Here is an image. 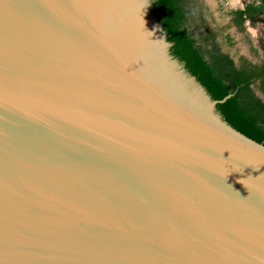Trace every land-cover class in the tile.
Instances as JSON below:
<instances>
[{"label":"water","instance_id":"obj_1","mask_svg":"<svg viewBox=\"0 0 264 264\" xmlns=\"http://www.w3.org/2000/svg\"><path fill=\"white\" fill-rule=\"evenodd\" d=\"M171 45L153 0H0V264H264V144Z\"/></svg>","mask_w":264,"mask_h":264},{"label":"trees","instance_id":"obj_2","mask_svg":"<svg viewBox=\"0 0 264 264\" xmlns=\"http://www.w3.org/2000/svg\"><path fill=\"white\" fill-rule=\"evenodd\" d=\"M153 7L172 43V54L184 63L212 98L218 100L216 107L224 119L264 144V100L251 86L259 81L264 91V62L253 63L242 56V64L237 67L228 55L206 50L190 28L184 0H153ZM263 11L264 1L249 3L243 10L235 11V21L242 25L246 18H255Z\"/></svg>","mask_w":264,"mask_h":264},{"label":"rangeland","instance_id":"obj_3","mask_svg":"<svg viewBox=\"0 0 264 264\" xmlns=\"http://www.w3.org/2000/svg\"><path fill=\"white\" fill-rule=\"evenodd\" d=\"M211 10V16L214 15V20H211L208 11H205L199 0H184L185 8L188 11L190 28L195 36L200 39L206 50L212 52L226 51L233 56L244 55L254 61H264V12L254 19L250 20L251 25L259 30V38L253 40L245 27L246 20L241 26H237L229 22V15L233 11L228 7V0H207ZM264 0H243L244 7L249 3H260ZM211 23H216L219 28V33L213 36L217 38L211 39ZM212 25V24H211ZM228 31L227 35L223 33ZM210 52L207 56L210 58ZM255 93L264 98V95L258 90L257 84L253 85Z\"/></svg>","mask_w":264,"mask_h":264},{"label":"flooded vegetation","instance_id":"obj_4","mask_svg":"<svg viewBox=\"0 0 264 264\" xmlns=\"http://www.w3.org/2000/svg\"><path fill=\"white\" fill-rule=\"evenodd\" d=\"M200 1V4L203 6V8L205 9V11H208V13L210 14V18H211V20H214L213 22H215V17H214V15H212L211 16V13H212V11L209 9V10H207L206 8H209L210 6L208 5V1L207 0H199ZM261 3V2H260ZM255 4H259V3H255ZM247 5V4H246ZM245 5V6H246ZM245 8V7H244ZM238 10V9H237ZM235 11L236 10H233L231 13H230V15H229V22L230 23H232V24H235V25H237V26H241V25H238L237 24V22L235 21V18H236V14H235ZM264 12V11H263ZM262 12V13H263ZM261 13V14H262ZM260 15V14H259ZM259 15H257V16H259ZM246 16V15H245ZM252 19H254V18H246L245 20H244V22L246 21V20H252ZM243 22V23H244ZM242 23V24H243ZM212 24V25H211ZM210 24V26H212L213 28L212 29H210L211 30V39L213 38L214 40L218 37H216V38H214L213 36H215L216 34H218L219 33V28L217 27V25H216V23H211ZM224 35H227V37H226V39H228V31H225L224 33H223ZM221 53H223V54H226V55H228V57L229 58H231L232 60H233V62H234V64H235V66H237V67H240L241 66V64H242V56L243 57H246V56H244V55H236V56H233L231 53H229V52H226V51H221ZM247 58V57H246ZM248 60H250V61H252L253 63H258V64H260V63H262V62H264V61H254V60H251V59H249V58H247ZM253 85H256L255 83H252V87H253ZM257 87H258V90L264 95V91H262L261 89H260V87H259V81L257 82ZM256 94H257V92H256ZM258 95V94H257ZM259 96V95H258ZM262 100H264V98L263 97H261V96H259Z\"/></svg>","mask_w":264,"mask_h":264},{"label":"clouds","instance_id":"obj_5","mask_svg":"<svg viewBox=\"0 0 264 264\" xmlns=\"http://www.w3.org/2000/svg\"><path fill=\"white\" fill-rule=\"evenodd\" d=\"M228 7L231 10H243L244 9V4L243 0H228ZM245 27L247 29V32L250 34V36L253 38V40H257L259 38V30L258 28H254L251 25V21H246Z\"/></svg>","mask_w":264,"mask_h":264}]
</instances>
